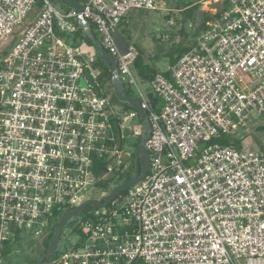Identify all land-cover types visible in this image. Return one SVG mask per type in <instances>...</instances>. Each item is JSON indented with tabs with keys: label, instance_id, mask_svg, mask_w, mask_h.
Instances as JSON below:
<instances>
[{
	"label": "built area",
	"instance_id": "1",
	"mask_svg": "<svg viewBox=\"0 0 264 264\" xmlns=\"http://www.w3.org/2000/svg\"><path fill=\"white\" fill-rule=\"evenodd\" d=\"M205 2L221 9L169 76L146 83L118 29L162 0L80 2L148 111L151 164L87 213L51 264H264V148L216 142L264 116V0ZM76 18L52 0H0V264L15 235L42 242L62 206L103 199L90 197L128 171L126 142L141 134L139 113L112 103L95 52L74 43Z\"/></svg>",
	"mask_w": 264,
	"mask_h": 264
},
{
	"label": "rangeland",
	"instance_id": "2",
	"mask_svg": "<svg viewBox=\"0 0 264 264\" xmlns=\"http://www.w3.org/2000/svg\"><path fill=\"white\" fill-rule=\"evenodd\" d=\"M195 5L199 6V9L194 14L195 20L189 21V19H184L182 12ZM208 5L205 0H162L161 10L141 11V17H143L142 27L134 30L133 45L137 50H142L144 62L160 72L170 71L171 53L177 55L181 50L191 46L195 42L198 32L202 28L204 14H208V10L215 8L217 4ZM57 7L61 9L59 6ZM120 30L121 28L119 27V33ZM126 89L130 90L132 95L137 96L136 92L128 84L126 85ZM148 92L150 99H157L150 89ZM115 107L123 109L118 104H115ZM132 124L138 127L140 124L139 119L132 121ZM257 127H264V117L256 120V123L250 127L249 134L240 132V135L247 140L245 145L247 151H258L264 148V130H258ZM84 211L71 219L67 224L61 237L62 240H60L59 249L64 245L66 237L73 234V230L77 228L79 221L85 218L87 213L92 210ZM32 243L31 245L33 246L28 250L29 255L37 256L41 254L43 252L41 240L33 241Z\"/></svg>",
	"mask_w": 264,
	"mask_h": 264
},
{
	"label": "trees",
	"instance_id": "3",
	"mask_svg": "<svg viewBox=\"0 0 264 264\" xmlns=\"http://www.w3.org/2000/svg\"><path fill=\"white\" fill-rule=\"evenodd\" d=\"M53 3L56 6H59L62 10L64 11H70L72 8L70 6H68L67 4H65L62 0H52ZM80 2H82V0H79ZM199 9L198 5H195L193 7H191L190 9L182 12V16L184 17V19H189V21L195 20V12ZM213 17L209 14H204L203 19H202V28L200 29V31L198 32V35L201 31L206 29V23L209 20H212ZM76 27H77V31L75 33V37L74 38V43L76 45H84L87 46L88 48L94 50L92 42L90 40H88L87 38H85L82 30L78 29V19L76 18L74 20ZM94 31V29H93ZM95 33V32H94ZM95 35L98 38V34L95 33ZM125 38L127 39V41L129 42L130 45H132V39L131 36L125 32L124 33ZM69 38V37H68ZM195 44V43H194ZM193 46V44L191 46H188L186 48H184L183 50L180 51L179 54L174 55L171 53V57H170V65L171 68L177 63V61L184 55L186 54L191 47ZM139 50V57L136 60V64H135V68L137 70V73L139 75V77L141 78V80L146 83L149 81V79H151V75L158 72L159 70H156L153 68V66L151 67V65H148L144 62L143 57H142V50ZM96 56V68L99 70V74L100 77L102 79L103 84L105 85L108 95L111 98V101L113 104H118L120 106L123 107V112L124 114L127 113H131L134 110L131 109L126 103H123L121 101L118 100V98L116 97L115 93H114V89L110 84V80L112 77V74L110 72V68L108 66H106L100 56L95 53ZM165 75L169 76L170 71L168 72H164ZM127 90V89H126ZM127 92L129 93V95L131 94L130 90H127ZM134 96V95H132ZM154 105L155 107L158 106L159 104V100L157 99H153ZM264 116H262L263 118ZM139 119V123H141L140 118ZM261 119V118H260ZM258 130H264V127H257ZM140 137L141 135H138L137 138H131L130 140H128L126 143L127 145V149L130 150L132 152V159L130 161L129 164V169L126 173L122 174V173H117L113 176H110L109 178H107L106 180H103L102 182H100V184L97 186V189L95 190L96 194H93V197L90 198H100L102 195V193H104L105 197L111 193V191L117 187L118 185L130 180L136 171V165H135V152L136 149L138 147V144L140 143ZM215 141V140H214ZM246 139L245 137H241L240 136V131L236 133V135H230L229 137H221L219 139L216 140V142H219L223 145H229V144H234L236 145L239 149H246L245 145H246ZM263 148H261L262 150ZM98 166H100V169L104 170V166L102 161H97ZM127 193V190L122 192L119 196L116 197V199L114 200V202H118L122 196H124ZM104 198V197H102ZM73 206H62L60 209H58L55 213V216L50 224L51 228H50V233L46 236V238L41 242L42 246H43V252L37 256H30L29 255V248L32 247L33 244L31 240H29L28 242L25 240L24 237H22L20 234H17L14 236L13 239H11L9 242H7L5 244V248L3 250V255H2V259H1V264H34L37 262L38 258L45 253L50 245V242L52 240V237L55 233V229L56 226L59 222V220L61 219V217L63 216V214L67 211L72 209ZM94 207L88 206L86 208V210L84 212H87L88 210H94ZM62 240V238H61ZM65 241V240H64ZM61 242V241H60ZM61 249H59L55 256L51 259H47L45 260L44 264H49L54 262L60 255ZM12 257V258H11Z\"/></svg>",
	"mask_w": 264,
	"mask_h": 264
},
{
	"label": "water",
	"instance_id": "4",
	"mask_svg": "<svg viewBox=\"0 0 264 264\" xmlns=\"http://www.w3.org/2000/svg\"><path fill=\"white\" fill-rule=\"evenodd\" d=\"M65 4L75 9L78 12V28L82 30L85 38L92 42L95 53H97L102 62L110 68L112 74L110 84L114 89V93L119 101L126 103L131 109L137 111L140 116L142 130L140 143L135 152L136 171L134 176L115 187L110 194L101 200L90 199L83 202L81 205L67 210L59 220L55 233L52 237L48 250L43 253L34 264H44L45 260L55 256L59 249L62 234L71 219L83 212L88 206L94 208L107 207L117 196L128 190L134 185L143 182L150 171L151 157L146 147V143L150 137L151 126L148 118V111L143 108L141 98L138 96L129 95L126 90L124 78L118 74L117 60L104 48L99 38L95 35L91 23L84 17L83 9L79 0H62ZM120 46L124 52H127L130 44L127 39L119 34Z\"/></svg>",
	"mask_w": 264,
	"mask_h": 264
},
{
	"label": "crops",
	"instance_id": "5",
	"mask_svg": "<svg viewBox=\"0 0 264 264\" xmlns=\"http://www.w3.org/2000/svg\"><path fill=\"white\" fill-rule=\"evenodd\" d=\"M220 9H221V6L217 4L215 8H212V9L208 10L209 13L208 12L207 13L213 17V15L215 13H217ZM140 12L141 11H132L129 14V16L124 20V22L120 26L121 30H120V33L119 34L122 35V36H124V33L127 32L131 36L132 45L134 44V41H133L134 36H135L134 35V30L142 27V18L143 17H141L142 14H140ZM131 28H132V30H131ZM194 43H193V45H194ZM160 105H161V103L159 102L157 108L160 107Z\"/></svg>",
	"mask_w": 264,
	"mask_h": 264
}]
</instances>
